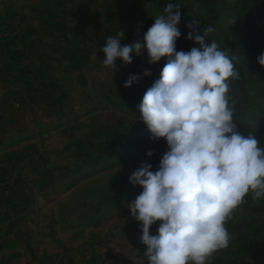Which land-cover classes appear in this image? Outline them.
<instances>
[{
    "label": "rangeland",
    "instance_id": "1",
    "mask_svg": "<svg viewBox=\"0 0 264 264\" xmlns=\"http://www.w3.org/2000/svg\"><path fill=\"white\" fill-rule=\"evenodd\" d=\"M58 1L67 5L58 11L59 39L46 69L58 102L53 123L68 127L70 133L60 134L58 149L38 151L12 180L0 182V264H38L47 252L41 245L47 241L51 257L56 252L64 257L77 254L82 264H97L98 251L109 241L132 242L138 264H147L139 222L126 205L142 189L128 178L142 162L155 171L167 151L163 138L151 139L137 107L167 58L149 64L142 50L130 64L117 59L118 71L112 77L102 64L101 49L121 30L122 44L142 40L164 7L175 4L182 33L177 51L198 46L185 37L190 31L186 26L199 21L201 34L207 27L214 29L207 42L215 41L237 58L239 78L227 81L233 120L264 148V68L256 60L264 51V0ZM145 69L150 76L141 75ZM130 75L140 78L125 88ZM149 150L151 157L146 156ZM250 199L251 193L235 210L253 206ZM234 214L225 225L230 235ZM158 226L159 221L150 229ZM76 241L78 245L72 244ZM90 249L92 258L83 262Z\"/></svg>",
    "mask_w": 264,
    "mask_h": 264
},
{
    "label": "clouds",
    "instance_id": "2",
    "mask_svg": "<svg viewBox=\"0 0 264 264\" xmlns=\"http://www.w3.org/2000/svg\"><path fill=\"white\" fill-rule=\"evenodd\" d=\"M179 9L172 3L165 6L142 40L122 44L121 30L101 49L102 64L112 77L117 59L130 64L142 50L149 64L167 58L137 106L151 139L163 138L167 151L155 171L142 162L128 178L142 189L126 205L139 222L147 264H208L214 253L229 247L225 225L244 198L249 193L253 200L264 198V148L256 136L238 130L228 96L227 81L239 78L237 58L215 41L207 42L214 29L207 27L201 34L199 21L186 26L190 31L185 37L198 46L177 51L182 35ZM256 60L264 68V51ZM141 75L151 72L145 69ZM139 78L130 75L123 87ZM157 221L152 235L150 228Z\"/></svg>",
    "mask_w": 264,
    "mask_h": 264
},
{
    "label": "crops",
    "instance_id": "3",
    "mask_svg": "<svg viewBox=\"0 0 264 264\" xmlns=\"http://www.w3.org/2000/svg\"><path fill=\"white\" fill-rule=\"evenodd\" d=\"M58 0H0V182L12 180L22 163L38 151L58 149L68 127L54 124L57 103L46 66L59 39ZM61 126V127H60ZM49 152V153H50ZM253 199H250L251 202ZM249 207V206H248ZM229 247L213 254L208 264H264V198L235 210ZM156 234V229H150ZM107 233V229L105 230ZM111 233L112 231H108ZM119 232V231H117ZM109 241L98 251L97 264H138L134 244ZM72 244L78 245L79 241ZM38 264H82L78 255L51 257L50 244ZM124 246V248H123ZM126 252V253H125ZM131 255H129V253ZM43 254V253H41ZM83 258V262L92 258Z\"/></svg>",
    "mask_w": 264,
    "mask_h": 264
},
{
    "label": "built area",
    "instance_id": "4",
    "mask_svg": "<svg viewBox=\"0 0 264 264\" xmlns=\"http://www.w3.org/2000/svg\"><path fill=\"white\" fill-rule=\"evenodd\" d=\"M4 50V45L2 43H0V52ZM222 264V263H221ZM224 264V263H223Z\"/></svg>",
    "mask_w": 264,
    "mask_h": 264
}]
</instances>
